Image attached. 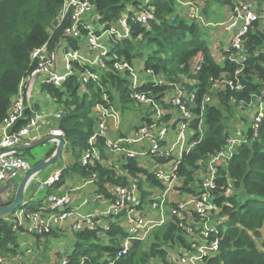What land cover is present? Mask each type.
I'll return each instance as SVG.
<instances>
[{
  "label": "trees",
  "instance_id": "trees-1",
  "mask_svg": "<svg viewBox=\"0 0 264 264\" xmlns=\"http://www.w3.org/2000/svg\"><path fill=\"white\" fill-rule=\"evenodd\" d=\"M62 1L0 0V123L13 104L21 80L35 66L31 59L33 50L44 44L49 49H54L62 41L67 43V47L80 48V40L64 35V28L69 19L58 25L57 17ZM234 1L206 0L203 13H207L210 2L231 7ZM259 2L262 3L264 11V0ZM92 3L94 11L92 16L87 17L86 22L92 23L96 34L102 29L109 28L122 15L127 17L131 29L129 37L111 40L109 47L111 60L106 62L107 65L110 67L113 60L120 59L134 64L142 62L140 70L151 69L166 82L180 83L189 88L196 86V107L191 108L194 113L199 111L202 96L208 91L209 78L217 77L224 72L230 75L239 66L229 60L221 64L216 61L209 50L211 41L205 28L189 19L186 10L177 5L175 0H150L148 6L153 9V18L147 25L138 22L135 17L141 0H92ZM81 31L82 34L87 32L85 29ZM243 42L246 58L240 79L245 87L242 91L216 92L213 96L218 102L205 106L204 136L183 158L178 168V175L183 179V191L191 192L189 187L196 181V171L203 166L209 154L224 145L225 139L231 133L232 123L237 120L233 104L240 100L248 102L251 93L259 94L264 91L262 20L259 19L252 24ZM220 43L222 47L223 42ZM146 45H151L152 50L144 55L143 49ZM199 57L202 58L200 68L194 73L195 58ZM83 68L84 66L74 63L73 74L61 87L43 85V91L55 98L64 112L62 117L55 118V127L63 131L66 149L71 151L76 159H79L82 152L89 147L88 139L94 130L91 111L96 103L107 105L103 99L104 95L109 105L122 111L141 104L132 99L128 78L112 69L103 73L99 82H90L83 89L80 86V73ZM190 80L197 82L190 86ZM151 85L143 84L139 90L151 89L158 97L160 92L167 88L165 85L154 87ZM232 99L236 102L233 103ZM35 110L34 107H26L13 130H18L24 125L32 115L31 111ZM145 114V120L148 122L152 112L147 110ZM97 143L101 150L102 139H98ZM53 150L46 152L44 158L49 157ZM29 151L25 150L17 155L25 158ZM38 159H34L32 165L38 162ZM127 167L132 173L137 169L134 161L128 162ZM72 170L84 177H90L94 173L102 182L122 181L114 171L102 167L98 162L82 166L77 160ZM149 179L158 185L152 177ZM227 181L232 183L234 193L228 196L221 192L218 194L217 204L221 205L220 215L224 217L222 224L219 225L221 235L219 251L208 258L205 264H264V112L259 122L258 135L252 137V132L249 131L247 142L241 143L231 160L219 169L218 184L226 185ZM11 201L12 198L7 200L6 204ZM28 205L23 204L18 209H35ZM12 213L0 217V255H16L18 232H27L25 229H13L8 220ZM55 232L56 230H53L49 234L54 235ZM105 234L102 242L97 232L93 230L83 229L74 233V245L68 256V264H79L81 257L83 264H108L104 260L105 257L116 255L119 241L126 232L119 225L112 226ZM174 237L183 241L173 223L157 227L146 241H133L127 254L112 264H158L156 260L164 262L165 250L162 246L168 241L173 242ZM104 240L110 241V244H105Z\"/></svg>",
  "mask_w": 264,
  "mask_h": 264
},
{
  "label": "built area",
  "instance_id": "built-area-1",
  "mask_svg": "<svg viewBox=\"0 0 264 264\" xmlns=\"http://www.w3.org/2000/svg\"><path fill=\"white\" fill-rule=\"evenodd\" d=\"M150 0H141L135 13L136 20L143 25L153 18V9L148 6ZM177 5L186 10V16L200 26L221 27L232 36L225 46H216L211 55L218 63L225 60L235 62L239 66L232 74L221 73L217 77L209 78V88L203 94L200 109L197 113L192 111L196 107V86L188 89L180 83L166 82L159 78L151 69L142 70L151 79L140 76L141 68L124 59L113 60L111 66L107 61L110 42H103L102 34H107L109 40H121L131 34L127 17L122 15L107 29L96 34L93 26L87 23V17L94 11L92 0H63L57 17L58 25L65 19L69 23L64 28V35L78 40L84 39L88 46V53L67 47L66 42H59L57 47L49 49L46 44L32 51L31 59L34 61L33 70L25 76L14 96V101L0 123V151L22 144L30 139L29 133L38 128L45 116L34 112L27 122L18 130H13L17 121L23 116L27 107V98L36 83L50 84L61 87L73 74L74 63L84 66L80 73L81 87L90 82H99L103 73L112 69L129 80L131 97L138 103L145 104L152 112L148 122H144L128 134L110 137L107 134V123L112 120L118 128L121 123L120 109L108 104L106 96L103 99L107 105L96 103L91 111L94 120V130L88 139L89 147L80 156L82 166L92 165L101 160L100 150L95 145L102 139L104 148L110 152L124 156L127 160L146 157L150 167L139 169L136 176L127 175L124 180L108 185L111 199L102 212L106 216H121L125 219L124 229L126 235L119 241V249L114 257H105L108 264L126 255L133 241L144 242L152 231L173 223L177 233L183 241L174 237L173 242L168 241L162 246L165 250L164 262L156 260L158 264H205L206 260L219 251L221 240L219 225L224 217L220 215L221 205L217 204L218 194L224 196L233 194V185L227 181L226 185L218 184L219 169L226 165L237 147L247 142L248 132L252 137L258 135L259 122L263 117L264 91L259 94H250L248 102L240 100L233 104L236 112L235 126L225 139L224 145L217 151L208 155L207 160L196 171V181L190 185L191 192L182 190L183 179L178 175V168L183 158L202 140L205 126L203 111L205 106L217 101L213 96L220 91H242L245 85L241 82L240 74L244 69L243 38L252 24L257 20L264 22L263 5L259 0H235L229 7L228 19L221 21L207 20L203 9L206 0H175ZM85 29L86 34H82ZM102 32V33H101ZM61 54V71L58 70L57 57ZM194 67L196 73L201 64ZM197 81L190 80V86ZM151 86L165 85L167 88L156 97L151 89L139 90L143 84ZM264 84V78L262 79ZM233 103L236 101L231 100ZM218 102V101H217ZM64 112L58 110L54 118L62 117ZM146 117V115H145ZM244 118L246 120H242ZM247 126L246 132L243 127ZM58 136H64L63 131L53 127L47 130ZM28 161L17 153L0 155V181L14 179L29 169ZM67 166L62 165L38 184L39 190L57 184ZM152 177L158 185L152 190L147 188L146 197L142 196L139 180ZM104 199L102 193L96 195L94 200ZM91 200L85 198L81 206ZM145 206L148 211H145ZM69 192H52L46 196V204L38 209H16L8 220L13 229H25L35 236H44L53 230H58L61 224L69 217L76 222L73 227L78 232L85 228L92 229L94 224L92 214L82 215L79 207L74 210ZM153 213V214H152ZM112 258V259H111ZM3 256L0 255V263ZM61 264H68L63 260ZM79 264H83L81 261Z\"/></svg>",
  "mask_w": 264,
  "mask_h": 264
},
{
  "label": "crops",
  "instance_id": "crops-1",
  "mask_svg": "<svg viewBox=\"0 0 264 264\" xmlns=\"http://www.w3.org/2000/svg\"><path fill=\"white\" fill-rule=\"evenodd\" d=\"M226 8L227 5H225ZM228 15V13H227ZM218 20V18H214V21ZM224 20V18H223ZM227 36L225 37L226 41L223 42L222 38L219 37L218 42H214L213 49L216 48V46H221L220 42H223V46L228 44L230 41V35L229 33H226ZM218 35V33H217ZM80 50L83 52L88 53V47L86 42H80ZM81 47L83 49H81ZM85 47V48H84ZM139 67H142V64L139 65V62H137ZM61 64H62V56L61 54L57 57V66L58 70L61 71ZM37 84V83H36ZM35 84V85H36ZM33 86L32 90L30 91V94L27 98V107L32 108L34 107L36 110L31 111L32 113L37 112L41 115L45 116L44 121L39 125L38 128H33L30 133L28 139H36L45 132L49 128H53L56 125V119L54 118V113L58 110H61V106L57 103L55 98L51 97L50 95H47L43 91V84L38 83V86ZM122 110H120L121 112ZM123 116H121V123L116 128L113 125L112 120H109L107 123V134L114 138L119 135L128 134L131 131H133L135 128H137L139 125L144 123L145 120V113L139 114L137 112L130 111L128 109L122 111ZM49 149H55L56 143L50 142ZM98 148V143L95 144ZM99 149V148H98ZM102 150V152H101ZM100 150L101 153V160L98 162L102 167L108 168L111 171H114L118 178H121V180H124L127 175L136 176L137 173H139V169H146L150 167V161L146 157H138L136 159L127 160L124 158V156H121L119 154L110 153L108 152L104 146H102V149ZM46 153V152H45ZM44 154L40 156L38 161L44 159ZM80 162V158L76 159L73 153L66 149V141L62 150L61 157L57 160V162L48 168H46L41 173L34 176L32 180L27 184L25 192H24V204H29L30 207L38 209L40 207H43L46 204V196L49 193L57 192V193H63V192H69L72 202V208L79 207V210L81 211L82 215H90L93 216V228H85L90 231H96L97 236L101 238L102 242L104 236H106L105 231L111 230L112 226H121L124 229L125 225V219L121 216H115L110 217L104 215L102 212L105 210L106 204L111 199L110 193L108 191V185L111 184V181H101L98 180L96 174H92L90 177H84L79 172L72 170L73 165H75L76 161ZM135 162L136 170L134 172H130V169L127 167L128 162ZM62 165L67 166V171L63 174L61 177V180L53 185V186H47L44 190L38 189V184L40 181H42L44 178H46L49 174L54 172L56 169L61 167ZM135 173V174H134ZM24 173H21L19 176L21 177ZM43 178V179H42ZM35 179V180H34ZM106 179V178H105ZM39 180V181H38ZM13 180L7 179L0 181V205L6 204V201L9 199H13L15 189L17 187L18 181L16 180L14 183ZM100 184L102 187H100ZM157 185L150 182V179H140L139 180V187L142 191V196L146 197L147 195V188L149 190H152V188H155ZM102 193L104 195V199L101 200H94V197L98 194ZM85 198H89L91 201L81 206L82 201ZM28 205V206H29ZM73 209V210H74ZM145 211H148L147 207L145 206ZM153 214V213H152ZM76 222L74 217L67 218L62 224L60 229H58L54 235H45V236H34L27 232H18V248H17V254L16 255H9L4 257V261L0 264H61L63 260H68V256L71 254L73 250L74 245V233L77 231L74 229L73 225ZM96 222V223H95ZM125 230V229H124ZM57 239H63L66 242H69L71 246V251L65 253L64 255L58 256L57 249H53L50 251L51 257L43 256V252H41V249H44L47 244L54 243ZM105 244H110V241L104 240ZM44 243V244H43ZM3 256V254H2ZM61 258V259H60ZM60 259V260H59Z\"/></svg>",
  "mask_w": 264,
  "mask_h": 264
},
{
  "label": "rangeland",
  "instance_id": "rangeland-1",
  "mask_svg": "<svg viewBox=\"0 0 264 264\" xmlns=\"http://www.w3.org/2000/svg\"><path fill=\"white\" fill-rule=\"evenodd\" d=\"M208 2V1H207ZM209 6H208V10H207V13H204V17L207 19V20H214V18H218L220 21L221 20H223V18L224 19H228V15H227V13H228V11H229V7L228 8H226L225 7V5L224 4H221V3H216V2H210L209 4H208ZM216 21H218V20H215V22ZM92 25V24H91ZM93 26V25H92ZM94 26H96L95 24H94ZM98 26V25H97ZM203 28H205V31H206V33L208 34L207 36H208V38H209V40L211 41V42H209V50H210V52H212L213 51V44H214V42H218V40H219V37L220 38H222L223 37V39H222V41L223 42H225L226 41V39H225V37L227 36V32L226 31H224L223 30V28H221V27H204V26H202ZM102 33V32H101ZM217 33H218V35H217ZM229 35H230V39H231V36H232V33L231 32H229ZM101 38H102V40H103V42H105V44L107 43V42H111V39L109 40V37H108V35L107 34H102V36H101ZM229 39V40H230ZM79 42H85V40L84 39H82V40H80ZM152 50V46L151 45H149V46H145L144 47V49H143V53H144V55L146 54V53H148V52H150ZM195 61H196V64L198 63V61H199V58L197 59V58H195ZM142 64V62H139V65H141ZM138 65V63H136L135 64V66H137ZM137 67H139V66H137ZM140 68H142V67H140ZM140 76H143V79H148V80H150L151 78L150 77H148L147 75H146V73H145V71H142L141 70V72H140ZM125 78H127V77H125ZM36 87L38 86V83L35 85ZM185 86V85H184ZM186 87V86H185ZM186 88H188V89H190L189 87H186ZM128 110H130V111H133V112H137V113H139V114H143V113H145L148 109H147V107H146V105L145 104H140V105H138V106H133V107H130V109H128ZM121 113V116H123V112L121 111L120 112ZM230 116V115H229ZM229 122H230V120H229ZM233 124V127L232 128H234V126H235V122L234 123H232ZM243 129H244V131L247 129V126L245 125L244 127H243ZM50 144V142H47V143H44V144H41V145H39V146H37V147H35V148H33V149H31L30 151H29V155H31V157L28 155V154H25V158H27V160H28V163H29V166H31L32 165V163H33V161H34V159H38V158H40V156L42 155V154H44L45 152H47V150L49 149V145ZM25 173V172H24ZM19 180V177H17V181ZM44 244V243H43ZM53 249H57V252H58V256H61V258H62V255H64L65 253H67V252H70L71 251V246H70V244H69V242H66L65 240H63V239H57L54 243H51V244H47V246L44 248V249H41V252H43L42 254H43V256H46V257H51L50 256V251H52ZM7 256V255H6ZM4 257H5V255H3V261H4ZM60 258V259H61ZM59 259V260H60ZM26 264V263H25ZM45 264V263H44Z\"/></svg>",
  "mask_w": 264,
  "mask_h": 264
},
{
  "label": "water",
  "instance_id": "water-1",
  "mask_svg": "<svg viewBox=\"0 0 264 264\" xmlns=\"http://www.w3.org/2000/svg\"><path fill=\"white\" fill-rule=\"evenodd\" d=\"M47 142L56 143V147L53 150L52 154L49 157L44 158L31 165L21 177L18 175L14 179H12V182L14 183L17 180V177H19L14 197L9 204L0 205V217L15 211L24 204V192L27 184L34 178V176L57 162V160L61 157L65 139L62 136L45 132V134L36 139L28 140L26 142H23L22 144L0 151V155L7 153H20L25 150H31Z\"/></svg>",
  "mask_w": 264,
  "mask_h": 264
},
{
  "label": "bare ground",
  "instance_id": "bare-ground-1",
  "mask_svg": "<svg viewBox=\"0 0 264 264\" xmlns=\"http://www.w3.org/2000/svg\"><path fill=\"white\" fill-rule=\"evenodd\" d=\"M92 16V15H91ZM91 23V22H90ZM92 24V23H91ZM114 24V23H113ZM99 26V25H98ZM100 27V26H99ZM103 27V26H102ZM99 29V28H98ZM99 31H100V29H99ZM88 47V46H87ZM111 47V46H110ZM85 48V47H84ZM81 49H83L82 47H81ZM110 52V51H109ZM84 91V90H83ZM105 102V101H104ZM43 179V178H42ZM35 180V179H34ZM39 181V180H38ZM25 199V198H24ZM74 223V222H73ZM96 223V222H95Z\"/></svg>",
  "mask_w": 264,
  "mask_h": 264
}]
</instances>
